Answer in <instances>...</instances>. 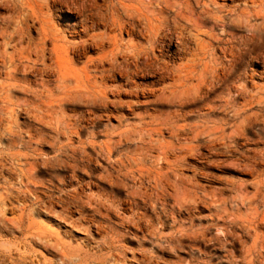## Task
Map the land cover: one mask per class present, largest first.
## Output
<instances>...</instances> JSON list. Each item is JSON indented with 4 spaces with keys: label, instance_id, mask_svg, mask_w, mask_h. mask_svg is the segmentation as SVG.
Returning <instances> with one entry per match:
<instances>
[{
    "label": "rangeland",
    "instance_id": "rangeland-1",
    "mask_svg": "<svg viewBox=\"0 0 264 264\" xmlns=\"http://www.w3.org/2000/svg\"><path fill=\"white\" fill-rule=\"evenodd\" d=\"M119 1L136 34L112 70L100 37L73 34L71 0H39L44 14L0 0V264H264V0H199L186 21L184 0H153L166 29L151 42L148 0ZM44 20L73 41L68 80L3 60L11 35L9 51L34 46ZM203 46L220 69L201 82L185 65Z\"/></svg>",
    "mask_w": 264,
    "mask_h": 264
},
{
    "label": "bare ground",
    "instance_id": "bare-ground-1",
    "mask_svg": "<svg viewBox=\"0 0 264 264\" xmlns=\"http://www.w3.org/2000/svg\"><path fill=\"white\" fill-rule=\"evenodd\" d=\"M74 3V7L76 11L68 10V13H76L79 14L82 18L80 22H76L73 26L74 35L77 37L84 36L82 33L86 34V36L91 37H100L102 40L101 42V49L104 53H110L112 55L111 58V64L110 69L114 70L115 65L117 63V57H118V51H119V45L122 35L125 33L126 35L132 37L135 36L136 32V25H130L129 22L124 21L122 17L119 14V7L118 4H121L123 2L119 0H109L108 4L100 5L97 3L96 0H71ZM106 1V0H105ZM160 3H164L165 5H168L169 0H157ZM247 1V0H246ZM251 1V0H250ZM255 0H252L254 2ZM260 1V0H259ZM258 1V2H259ZM15 2V1H14ZM100 2V0H99ZM185 7H180L178 10L177 17L183 18L185 21L189 19L188 15H186L185 12H193L196 7V2L200 3L199 0H194V5H192L191 0H184ZM183 2V3H184ZM223 2V1H222ZM248 2V1H247ZM52 3V2H51ZM57 3V2H56ZM71 3V2H70ZM105 3V2H104ZM153 3V0H148V4L145 3V1H142L144 11L140 12V20L142 19L144 21V25L146 27V37L144 36V39L148 42L156 41L164 38V30L166 22L161 20L160 18L156 17L154 14L150 13V5ZM182 3V4H183ZM216 0H204L203 5L208 6L209 4H215ZM232 3V2H231ZM9 4V3H8ZM7 4V5H8ZM150 4V5H149ZM217 4V3H216ZM230 4V3H229ZM11 5V4H10ZM28 9L32 11H37L40 14H44V5L39 2V0H25L24 4ZM51 5V4H50ZM55 6V5H54ZM51 7V6H50ZM161 7V6H160ZM8 8V7H7ZM127 9H129V6H127ZM204 9V8H202ZM10 10V8H9ZM185 10V11H184ZM205 10V9H204ZM232 10V9H231ZM229 10V11H231ZM14 11V10H13ZM66 11V10H65ZM119 11V12H118ZM9 12V11H8ZM33 12V13H34ZM62 12V11H61ZM205 12V11H204ZM17 13V12H16ZM19 14H21V11H19ZM78 15V16H79ZM195 15V14H194ZM56 16V15H55ZM76 15V17H78ZM19 18L20 15H18ZM33 19V18H32ZM129 19H134L133 14H129ZM193 20V19H192ZM47 24L43 25L41 27L42 36L39 38V41H34L32 46L30 42L26 46H22L20 48L17 47V44H15V47L12 51L8 50V44L11 42L16 43H22L21 40L14 38L13 35L9 37L8 41H5L4 48L1 51L2 56L4 57V62L8 61L10 66L13 67V72H15L20 65L23 63H33L36 64L38 62H42L44 65V69H49L50 67L54 66L58 69L60 75L64 80H68L70 77V73L72 71L73 60L71 57V47H73V41L68 37L69 35L66 34L65 30H63L60 27H57L55 24L50 23L49 20H44ZM78 21V20H77ZM57 22V21H56ZM182 23V22H181ZM132 24V23H131ZM2 25V24H1ZM37 25V24H36ZM184 25V24H182ZM165 28V29H164ZM97 29H102L103 31L98 34L90 35L92 31H95ZM169 29V28H168ZM143 32V31H142ZM145 32V31H144ZM166 32V31H165ZM191 33V32H190ZM34 35V34H33ZM74 35H71V37H74ZM170 35V34H169ZM178 35V34H177ZM191 35V34H190ZM208 35V34H207ZM2 36V34H1ZM121 36V37H120ZM139 36V35H138ZM184 36V35H183ZM3 37V36H2ZM1 37V38H2ZM206 37V36H205ZM139 38V37H138ZM78 39V38H77ZM168 39V38H167ZM189 39V38H188ZM91 40V39H90ZM105 40L108 41L109 45H107V48L104 47ZM169 40V39H168ZM197 40V39H196ZM3 41V39H2ZM51 41L52 48L50 49L52 52H50L49 55H47V42ZM126 41V40H125ZM180 41V39H179ZM175 42V41H173ZM178 42V41H177ZM176 42V43H177ZM242 42V41H241ZM99 43V42H98ZM155 43V42H154ZM167 43V42H166ZM196 43V42H195ZM138 44V43H137ZM100 45V44H99ZM126 45V44H125ZM156 44H154L155 46ZM160 45V44H159ZM180 45V43H179ZM189 45V43H188ZM209 45V44H208ZM141 49L139 54L146 53L147 50L143 45H140ZM164 46V45H163ZM195 46V45H194ZM161 47V46H160ZM159 47V48H160ZM78 48V47H77ZM226 48V47H225ZM224 48V49H225ZM247 48V47H246ZM86 49V48H85ZM154 49V48H153ZM191 49V48H190ZM238 49V48H237ZM240 49V48H239ZM96 50V49H95ZM130 50V49H128ZM182 50V49H181ZM223 50V49H222ZM125 51V50H124ZM237 51V50H236ZM259 51V50H258ZM136 52V51H135ZM175 52V51H173ZM180 52V51H179ZM218 52V51H217ZM190 53V52H189ZM206 46H203L200 48V51H196V58L193 59H187L188 61H192L191 64L187 63L185 65L186 67V73H190L192 71H195V64H196V72H197V66L200 67V78H202L201 82H204L206 79H211L219 76V67L217 65L220 64L217 58H215L213 55L211 57H208L207 55ZM81 54V53H80ZM84 54V53H83ZM135 54V53H134ZM222 54V53H221ZM79 55V54H78ZM178 55V54H176ZM83 56V55H82ZM98 57V56H97ZM147 57V55H146ZM181 57V56H180ZM207 57L209 59H207ZM137 58V57H136ZM144 58V57H143ZM106 59V58H105ZM78 59H75V61ZM130 60V59H129ZM144 60V59H143ZM158 60V59H157ZM147 59L145 60V62ZM151 61V60H150ZM181 61V60H180ZM96 62V61H95ZM142 62V61H140ZM101 63V62H100ZM8 64V65H9ZM147 64V63H146ZM162 64V63H161ZM170 64V63H169ZM225 64V63H223ZM100 65V64H99ZM122 65V64H121ZM144 66V65H143ZM169 66V65H168ZM182 68V67H180ZM40 69V68H39ZM97 69V68H96ZM84 70L86 72L87 81L89 83L93 82V76L90 73V70L88 68V65L84 66ZM171 70V69H169ZM238 70V69H237ZM1 71V70H0ZM9 71V70H8ZM19 71V70H18ZM168 71V70H167ZM183 71V70H181ZM4 72V71H3ZM43 72V71H42ZM96 72V71H95ZM221 72V71H220ZM36 73V72H35ZM166 74V73H165ZM258 74V73H257ZM253 75V74H250ZM260 75V74H259ZM183 75L179 74L178 80H180L179 84H183V81L181 80ZM255 76V74H254ZM253 76V77H254ZM14 77L12 73H8L7 79ZM1 78V77H0ZM236 79V78H235ZM251 79V77H250ZM264 79V78H263ZM114 80V79H113ZM252 81V80H251ZM7 82V81H6ZM254 82V81H253ZM70 83H72L70 81ZM220 83V82H219ZM256 83V82H255ZM254 83V84H255ZM61 84V83H60ZM94 84V83H93ZM249 84V82H248ZM36 85V84H35ZM58 85V84H57ZM64 85V84H63ZM66 86V84H65ZM256 86V85H255ZM58 87V86H57ZM119 87V86H118ZM252 87V86H251ZM59 89V88H58ZM252 90V89H251ZM54 91V90H52ZM56 92V91H55ZM51 93V92H50ZM228 93V92H227ZM248 98V97H247ZM226 100V99H225ZM256 100L257 102H260L263 100L261 96L257 95H250V98L247 100L248 103L253 102ZM259 107V106H258ZM258 116V115H257ZM246 119L251 120V116H247ZM264 120V119H263ZM233 122V121H232ZM257 154V153H256ZM259 154V153H258ZM257 156V155H256ZM255 155L248 156L247 159H249L253 165L261 164V162H257L255 160ZM155 160V159H154ZM168 162V161H167ZM180 166V165H179ZM261 166V165H259ZM263 166V165H262ZM247 168V167H246ZM255 168V167H254ZM252 170V168H250ZM257 173V171H256ZM257 177L261 176L260 173L256 174ZM209 184V183H208ZM208 188V187H207ZM151 189V188H150ZM173 194V193H172ZM205 209V208H204ZM202 210V209H201ZM195 212V211H194ZM197 212V211H196ZM183 214H185L183 212ZM137 218V217H135ZM262 220H264V212L262 213ZM134 222V221H133ZM140 222V221H139ZM175 222V220H174ZM177 223V222H176ZM166 226V225H165ZM173 228V227H172ZM144 230V228H143ZM197 237V236H196ZM208 246V245H207ZM219 248V247H218ZM233 252V251H232ZM220 253V252H219ZM234 253V252H233ZM232 253V254H233ZM234 255V254H233ZM173 258V257H172ZM21 259V258H20ZM170 260V259H168ZM196 260V259H195ZM236 260V259H235ZM180 261V260H179ZM15 264V263H14Z\"/></svg>",
    "mask_w": 264,
    "mask_h": 264
}]
</instances>
